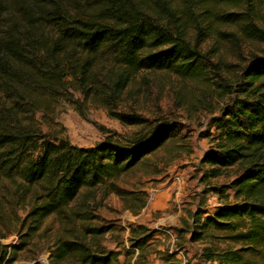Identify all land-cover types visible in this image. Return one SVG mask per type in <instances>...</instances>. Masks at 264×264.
Wrapping results in <instances>:
<instances>
[{
	"label": "trees",
	"instance_id": "1",
	"mask_svg": "<svg viewBox=\"0 0 264 264\" xmlns=\"http://www.w3.org/2000/svg\"><path fill=\"white\" fill-rule=\"evenodd\" d=\"M239 39L251 52L224 59L221 45ZM262 45L264 0H0V240L19 238L0 241V264L41 243L49 264H154L155 253L177 264L142 223L130 226L121 262L123 240L107 248L113 226L97 216L112 192L133 214L144 207L116 182L176 138L177 125L78 146L43 132L38 119L57 125L61 103L74 104L75 93L111 108L142 72L194 84L195 101L181 95V106L209 108L215 129L201 166L232 177L217 190L220 207L191 212L179 234L204 245L205 262L264 264Z\"/></svg>",
	"mask_w": 264,
	"mask_h": 264
},
{
	"label": "rangeland",
	"instance_id": "2",
	"mask_svg": "<svg viewBox=\"0 0 264 264\" xmlns=\"http://www.w3.org/2000/svg\"><path fill=\"white\" fill-rule=\"evenodd\" d=\"M221 48L222 57L231 62H235L237 55L246 56L252 50L242 39L236 43L224 42ZM260 48L264 52V45ZM194 91V84L173 74L142 72L111 108L93 100L87 102L75 93L74 104L61 103L56 113L57 125L48 126L38 114L43 132L67 137L78 146H92L111 132L127 136L161 122L177 125L176 138L116 182L119 188L130 193L126 196L133 204L144 203L137 214L126 208L124 199L116 192L101 198L97 209L99 222L113 226L105 245L118 250L116 246L123 240L121 262L125 261L128 250L125 238L130 226L142 223L154 231L157 250L175 255L177 264H181L183 257L190 264H214L201 259L202 243H188V234L184 231L179 234L185 229L184 221L190 219L191 212L200 210L209 216L220 207L217 190L232 180L230 172L215 178L209 175L208 167L201 166L202 158L211 149L215 129L210 125L209 108L181 106V95L185 101H195ZM122 116L138 119L143 125L131 124L121 119ZM18 239L11 234L0 241L12 245ZM44 246L41 243L32 251L22 253L14 264H49ZM162 256L155 253L150 258L154 264H162Z\"/></svg>",
	"mask_w": 264,
	"mask_h": 264
},
{
	"label": "built area",
	"instance_id": "3",
	"mask_svg": "<svg viewBox=\"0 0 264 264\" xmlns=\"http://www.w3.org/2000/svg\"><path fill=\"white\" fill-rule=\"evenodd\" d=\"M181 264H190L186 258H181Z\"/></svg>",
	"mask_w": 264,
	"mask_h": 264
}]
</instances>
